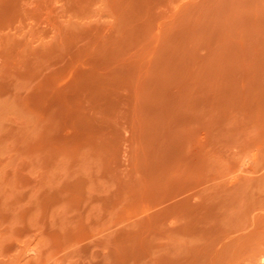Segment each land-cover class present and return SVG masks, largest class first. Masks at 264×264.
<instances>
[{
    "label": "rangeland",
    "instance_id": "obj_1",
    "mask_svg": "<svg viewBox=\"0 0 264 264\" xmlns=\"http://www.w3.org/2000/svg\"><path fill=\"white\" fill-rule=\"evenodd\" d=\"M0 264H264V0H0Z\"/></svg>",
    "mask_w": 264,
    "mask_h": 264
}]
</instances>
